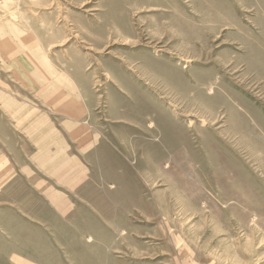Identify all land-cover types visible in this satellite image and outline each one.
I'll return each instance as SVG.
<instances>
[{"label": "rangeland", "instance_id": "obj_1", "mask_svg": "<svg viewBox=\"0 0 264 264\" xmlns=\"http://www.w3.org/2000/svg\"><path fill=\"white\" fill-rule=\"evenodd\" d=\"M44 62L91 138L66 214L19 172ZM5 153L0 264H264V0H0Z\"/></svg>", "mask_w": 264, "mask_h": 264}, {"label": "crops", "instance_id": "obj_2", "mask_svg": "<svg viewBox=\"0 0 264 264\" xmlns=\"http://www.w3.org/2000/svg\"><path fill=\"white\" fill-rule=\"evenodd\" d=\"M44 64L43 67L35 68L44 77L38 75L37 78L36 85L42 87L38 97L45 100L52 112L62 121L57 128L48 112H45V115L30 112L27 118H32V125L37 126L32 134V141L37 146H34L31 164H21L19 172L28 183L30 182L31 187L48 201L50 207L59 214H66L72 207L70 193L78 190L88 179L84 154L86 147H90L88 143L91 138L85 127H79L76 119L78 113H83V101L77 91L78 88L82 89L81 85L77 84L70 72L60 74L58 78L53 77L51 65L46 62ZM22 85L35 86L26 82H22ZM83 107L85 109L86 105ZM40 118H43V133L39 129ZM13 173L14 165L5 153L0 157V182L9 183ZM2 176L5 180H2Z\"/></svg>", "mask_w": 264, "mask_h": 264}]
</instances>
